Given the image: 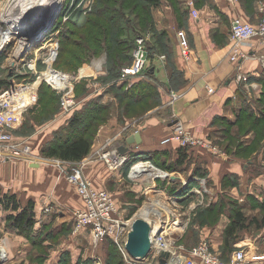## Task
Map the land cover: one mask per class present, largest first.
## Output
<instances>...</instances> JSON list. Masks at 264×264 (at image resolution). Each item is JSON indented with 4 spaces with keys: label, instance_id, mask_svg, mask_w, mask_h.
<instances>
[{
    "label": "rangeland",
    "instance_id": "374dc122",
    "mask_svg": "<svg viewBox=\"0 0 264 264\" xmlns=\"http://www.w3.org/2000/svg\"><path fill=\"white\" fill-rule=\"evenodd\" d=\"M18 1L19 0H0V22L5 25H10L11 22L8 23L6 19L11 20L14 18ZM58 1L62 3L61 7L60 2L58 3L55 1L54 7L51 6L50 9H46L47 15L45 16V20H51L57 8L59 9V11H57L61 12L57 20L52 23L53 29L48 33L47 39L44 38L45 40L43 39L42 41H29L30 47H28V49L24 47L22 51L17 52L21 37L17 34L18 36L15 37L7 47L2 49L0 52V78L5 81L13 78L12 80H15V82L37 81V83L40 84L37 103L24 113L17 131L14 133L18 139L32 140L33 152L44 159L43 162H45L48 170H53L57 173V183L60 187L66 182L72 184L67 178V171L71 168V163L58 157L48 156L42 151L36 152V150H38L36 147L37 139H33V136L54 121L62 120L64 119L62 117L66 116L71 117L73 113L78 110V107H80L77 112L81 114L80 116H82V118L86 117L84 122H82L83 125H81L85 127L84 130L86 131H84V133L91 136L92 143L96 139L95 137L102 125H106L109 122L112 123L111 126L115 129L121 126L124 127L122 133L124 137V134L133 128L131 124L140 121L146 110L148 111L149 108H155L160 102V98L157 96L158 94H156L155 98L154 96L146 97L138 103L137 101L131 100L129 107L126 108L125 100L127 99L121 100L119 90L125 87L126 90L131 91L133 88H136L135 86L139 81L145 80L152 82L156 85V88H159L158 79L160 77L157 78V76L151 74L144 76L125 75L123 68L126 66H115L112 64L114 63L113 60L119 55L121 56L122 62L128 65L132 56L134 60V50L136 46L133 48L132 44L135 40L137 44V39L142 37L144 38V44L147 50H149L148 45L159 41V48H156L157 55L165 56L164 53L168 54L170 49L174 46L175 40L172 37V30L170 28L163 30L161 33L156 32L155 27L160 15L159 9H162V5L169 6L173 9V13L180 22L182 18L181 10H183L184 14H189L191 13V7L187 5L188 0H181L180 2L167 0L168 3L164 2L165 0H160L157 5L149 4L143 0H126L129 7H123L118 4L117 9L119 13L113 14L114 11H117L108 7L105 9L106 3L103 2L104 0ZM241 1L247 8V11L250 12L252 10V4L254 5L257 0ZM203 2L208 4L209 0H203ZM143 3L146 4V9ZM110 6L114 5L111 4ZM178 6L182 9L180 10ZM63 30H66V32L62 34ZM54 31L57 33L53 35ZM105 32H107L106 36L104 35ZM65 34L68 38L63 39L66 37ZM115 37L118 38V41H116ZM254 42L258 41L254 40ZM151 60L152 59L148 55V63H151ZM90 68H92V70L86 72ZM51 70L59 73L62 77L66 76V81H62L63 79L61 81L58 79V81L55 82L49 80V72ZM263 71L264 69L262 72ZM253 76L243 81L244 86L242 87L251 94H248V96L250 99L252 98V107L258 108L256 116L260 115V117H258L260 121H255V115V117L251 116L250 118H244L235 124H231L229 121L227 122V120L217 121L215 125L216 128L213 129L211 134L207 135L199 134L190 127H184L188 128L196 139L204 142L200 147L190 148H199L200 150L209 152L214 158L227 159L229 157L232 161H234L233 159H243V164L247 166L246 174L252 171L255 175L263 176L264 98L262 99V91H264V84L258 81L257 83L253 82ZM151 87L154 88L153 86ZM185 87L186 86H183L181 77L178 76V78L175 79L174 86L168 91L169 96L166 104L173 105L182 97L185 93ZM172 92L177 96L175 100L171 96ZM66 93H72L77 101L72 112H65L62 108V96ZM154 93L156 92L154 91ZM96 106L101 107L97 113V117L90 119L87 112L92 111L93 113ZM70 117L69 121L71 119ZM251 125L253 129L248 130L247 127H251ZM66 127V125L63 126L61 131L62 136L67 132ZM117 137L118 134L108 138L107 144L118 140L119 138ZM249 139L252 140L248 150L241 149L239 143L244 144V142H246L245 140ZM204 144H208L212 149H209V147ZM93 155L100 157L97 151L93 152L91 156ZM20 158L25 159L24 157ZM14 159L17 158H11L10 160ZM0 161L2 160L0 159ZM85 161L82 160L79 162ZM249 161L251 162L249 163ZM128 165L129 162L124 163V168ZM1 167L0 165V168ZM119 168L122 169V166ZM131 168H133V165L128 168L130 181L121 176L122 179L120 181H115L114 184L108 187L104 186V188L114 196L117 204L118 211L115 217L123 221L132 220L138 213L141 214L140 209L142 207L150 206L151 211L148 213L149 219L157 226V230L161 229L160 232L163 233L164 238L170 243H175L176 245L182 244L186 248H193L201 241L206 239L209 240L206 236L207 229L215 226L217 222L222 219V214L224 212V209L222 212L219 211L218 207L213 211H206L213 196H215L217 202L220 201L224 204H226V202H231V205L234 206L238 204L236 200H229L228 196H225L226 194L222 190L217 191L216 189L215 193L214 191L213 193H209L208 189L210 188L208 187L207 189L204 184L196 178H194L191 183H188L187 186V188L192 189V191L187 190L189 191L187 193L183 191L180 193V196H178L188 195L186 199H184L187 202L174 199L172 196L173 194L168 190L170 188H167V190L165 189L167 192L155 196V193L158 192H153L150 189L148 190L147 187L149 188V186L154 183L157 184L158 187H162L165 185L166 181H153L152 178L155 177H153L152 172H144L140 178L137 177L133 179L132 176H130ZM161 169L167 172L164 168ZM50 173H52V171H50ZM145 175L148 181H143ZM185 176L186 174H179L177 176L179 185L181 181L185 179ZM247 178L248 177H243V179ZM237 182L231 180L226 181L227 189L231 190L233 187L238 188L239 185ZM246 182L243 181L244 184ZM57 183L50 187V191L47 194V201L51 206V211L48 213L57 216L58 214H63L65 217L67 215L69 217L70 214L72 221L71 228L68 229L65 228V226L62 228L60 226V231L58 230V233L49 240V244H41L40 242L35 245L33 250L40 253V256H37L35 259L34 255H29V253L27 257L17 255L20 248L22 250L24 244L27 243V237H25V234L15 229L12 224L10 225L9 222H0V226L2 227L0 231V253L9 251L10 256V258L2 259L0 264H44L45 259L48 257L47 255L51 253L53 249L67 250L69 252L68 256L71 255L67 257L62 264H110V261L111 264H117L120 260L122 264H143L127 262L123 251L119 245L114 242L112 237L106 238L100 244H95L90 229L87 228L75 232L73 209L70 208L69 210V208L67 209L66 207L63 209L59 208L58 205L60 204L54 201L57 193ZM207 185L213 186L214 184L209 183ZM261 189L262 188L258 190L255 189L251 194L247 193L246 197L248 199L252 196L250 200H255L254 197L257 198L258 195L257 199L263 203L255 200L257 205H253L252 208L247 206V209H243L242 206V210L247 217L250 219L256 217L260 222L264 219V194L260 193ZM218 204L219 203H216V205ZM186 205L187 209L185 208ZM141 215L140 217H144V214ZM257 224L252 223L249 226V229L246 230L249 233H246V231L240 233V241H247L244 245L241 244L240 247L250 248L253 246V242L251 241L253 238L252 236L254 232L260 228L257 227ZM42 226L43 223H38L37 227L41 229ZM13 243L17 248H13ZM211 247L222 260L225 262L230 261L233 250L232 252H228L229 254L221 255L219 251L214 249L212 244ZM258 251H260V249H258ZM41 254L44 255L43 261L41 260ZM109 257H111V260H109ZM148 261H150V259ZM149 263L147 262L144 264Z\"/></svg>",
    "mask_w": 264,
    "mask_h": 264
},
{
    "label": "crops",
    "instance_id": "0c3cea01",
    "mask_svg": "<svg viewBox=\"0 0 264 264\" xmlns=\"http://www.w3.org/2000/svg\"><path fill=\"white\" fill-rule=\"evenodd\" d=\"M257 1L254 5L252 4V10L249 12L241 0H209L208 4H205L201 0H193V8L199 11V15L193 16L192 13L185 15V17L182 15L180 22L173 13V9L167 5H162V9H159L160 15L155 27L156 32L161 33L163 30L170 28L175 43L168 54L164 53L165 57L156 54L150 57L152 59L151 63L147 65V69L151 72V75H155L157 78L160 77L158 79L159 88H157L160 102L155 108L146 110L140 121L130 123L133 128L124 134V137L122 135L124 127L121 126L115 129L111 126V122L102 125L95 137L96 139L92 143L89 155L83 159V161L85 159L87 161L83 164V173L99 188L108 187L114 184L115 181H120L122 179L121 176L130 181L128 167L124 168L123 164L122 169H113L100 155L108 149H112L114 153L116 151L119 152V146L126 145L130 148L127 154H125L128 161L135 159L134 155H137L138 157H147L148 159H144V161H149L150 159L152 163L155 162L158 165L154 164L155 167L160 169V173L156 175L152 173L153 177H155L152 179L153 181L165 180L166 183L165 187H158L155 183L149 186V188L147 187L148 190L158 192L155 193V196L167 192L165 189L170 188L168 190L172 192L174 199L187 202L184 199L188 195L178 196L183 191L185 193L189 192L187 190L192 191L187 186L194 178L199 179L207 189L209 187V193H213V191L215 193L216 189L217 191L222 190L229 200H236L238 204L234 206L231 205V202H226L222 219L215 226L207 229L206 236L214 249L219 251L221 255L229 254L230 248H233L232 250L234 251L241 244L244 245L247 242L240 241L239 237L237 239L229 237L230 243H227L225 239L226 227L232 219L231 207L234 209L241 207L240 209H242L243 206V209H247V206L252 208L253 205H257L255 200L263 203L257 199L258 195L257 198L254 197L255 200H250L252 196L247 199L246 194H251V192L253 193L255 189L258 190L259 188H262L260 193L264 194V175H255L252 171L246 174L247 166L243 164V159H233L234 161H232L229 157L227 159L214 158L212 154L199 148H182L177 142L162 144L161 140L180 126L190 127L202 135L211 134L213 129L216 128L217 121L227 120V122L229 121L233 124L244 110V107L247 105L246 103H252V98L250 99L248 96V90L245 91L242 87L244 86L243 81H239L237 76L242 71L247 72L250 78L253 75L258 77L261 74L263 68L259 56L264 55V46L258 42H254L248 48L253 55L252 57L241 62L231 61L229 59L230 31L235 17H241L255 24L259 22L260 14L257 9ZM164 2L168 3L167 0ZM179 28L185 29L189 36V56L182 54L177 36V29ZM157 47L159 48V41H157ZM178 76L181 77L183 86H186L185 93L173 105H168L166 104L169 96L168 91L174 86L175 79ZM12 79L8 81L11 82ZM2 80L0 78V85L3 84ZM257 81L256 79L253 82L257 83ZM210 87L213 88L212 91L209 90ZM31 108H28L26 111ZM256 111L258 112V110ZM69 117H62L64 119L54 121L33 136V139H37L36 147L38 150L36 152H41L44 147L57 138L56 135L61 134L63 126L68 123ZM136 131L141 133V143L129 144L126 141L127 136ZM117 134V138L119 139L107 144V139ZM251 140H245L244 144H250ZM31 143L33 145L32 140ZM96 151L100 157L91 156ZM33 164V162L22 158L8 162L0 161V165L2 166L0 168V188L3 193L16 194L22 206H26L30 201L34 202L38 223H43V226L40 229L37 227V223V229L32 237L36 241L42 240L43 244H49V240L58 233V230L60 231V226L62 228L63 226L68 229L71 228V215L69 214V217L68 215L65 217L63 214H58L57 216L47 213L43 216L42 208L45 201H47L50 187L57 183V173L53 170H48L43 161L39 163V166H34ZM161 168H164L167 172ZM179 174H186L185 179L181 181L180 185L177 180ZM243 177L248 178L243 179ZM228 180L233 182L238 181V188L227 189L226 181ZM143 181H148L146 180V175ZM243 181L247 182L244 184ZM209 183H213L214 185L208 186L207 184ZM72 186V184L66 182L63 186L59 187L57 183V193L54 201L60 204L58 205L59 208L63 209L66 207L69 210L70 208L74 210L84 206L76 188L74 186L72 188ZM212 203H217L215 196L210 200L209 206ZM6 214L7 211L0 204L1 223H5ZM137 216L142 215L138 213ZM1 229L2 227L0 226V231ZM245 231L243 229L239 230L237 234L240 236V233ZM252 237L253 246L250 248L245 247L248 253L253 256L256 254L264 256V226L262 229H257ZM26 240L27 243L24 244L22 250L20 248L17 255L27 257L29 253V255L33 254L36 259L37 256H40V253L33 250L35 244H33L31 238H26ZM12 245L14 249L17 248L14 243ZM41 255V260L43 261L44 255ZM68 255L69 252L67 250L53 249L47 255L48 257L45 259L44 264H60L63 258L71 256Z\"/></svg>",
    "mask_w": 264,
    "mask_h": 264
},
{
    "label": "built area",
    "instance_id": "2783aa9c",
    "mask_svg": "<svg viewBox=\"0 0 264 264\" xmlns=\"http://www.w3.org/2000/svg\"><path fill=\"white\" fill-rule=\"evenodd\" d=\"M193 3V0L187 1V5L192 8V15L198 16L199 11L193 8ZM257 9L260 14V20L256 24L241 17H235L233 19L230 31L229 59L231 61L241 62L242 60L252 57L253 55L248 48L253 45L254 40H257L259 44L264 46V0L257 1ZM6 20L8 21V19ZM8 23L10 22L8 21ZM19 33V29L13 27L12 23H10V25H5L0 22V52L15 38L13 37L11 39L13 34L17 35ZM56 33L54 31L53 35ZM177 36L183 55L188 56L190 42L186 30L179 28L177 30ZM21 37L20 40L25 42V46L27 41L25 37ZM45 39H47V35ZM22 50L23 49H19L18 46L17 52ZM149 54V50H147L144 44V38H138L134 50V60L131 65L123 68L125 75L144 76V71L147 69L148 65ZM162 57L165 56L163 55ZM259 60L264 69V55H260ZM248 78H250L249 74L243 71L237 76L239 81H246ZM39 85L37 81L15 82V80L0 85V159L4 162L9 161L11 158L20 157H24L26 160L33 163H40L44 160L40 155L33 152V145L30 140L18 139L14 133L15 130H17L24 112L37 103L39 99ZM209 90L212 91L213 88L210 87ZM171 96L174 100L177 97L174 92L171 93ZM76 104L77 101L72 93L63 94L62 108L65 112H72ZM161 142L162 144L177 142L182 148L200 147V145L204 143L202 140L196 139L190 130L184 126L177 127L172 133L163 137ZM204 145L208 146V144ZM209 149L212 148L209 147ZM100 155L113 169L121 167L128 160L126 155L117 151L114 153L112 149L105 150ZM143 161L144 160H142V162ZM149 163L152 162L149 160ZM83 164L84 162L71 163V168L67 171L68 180L75 186L84 203L83 207L73 210L75 219L74 231L77 232L87 228L90 229L95 244H100L106 238L112 237L114 242L117 243L123 251L127 262L143 264L150 262L149 264H160L162 252H168L169 256L165 264H264V256L255 255L260 257L258 258L250 255L245 247H239L234 250L230 261L225 262L214 252L210 241L207 239L201 241L193 248H186L182 244L176 245L175 243H170L164 238L163 233L158 232L157 226L155 225L152 232V249L149 255L144 260L135 259L126 249L128 232L133 219L123 221L115 217L118 207L114 196L107 189L99 188L94 185L83 173ZM134 165L136 166V163ZM130 176H132L131 173ZM137 177L140 178L141 176H132L133 179ZM42 209L43 216L51 211V206L48 201H45ZM0 254L7 255L6 258H0V261L10 258L9 251L4 253L1 252ZM149 259L150 261H148Z\"/></svg>",
    "mask_w": 264,
    "mask_h": 264
},
{
    "label": "trees",
    "instance_id": "16d2710c",
    "mask_svg": "<svg viewBox=\"0 0 264 264\" xmlns=\"http://www.w3.org/2000/svg\"><path fill=\"white\" fill-rule=\"evenodd\" d=\"M144 2H147L149 4H155L157 5L160 0H143ZM175 1H181V0H175ZM200 1V0H199ZM203 1V0H201ZM103 2L106 3L105 9L106 7L112 9V10H116L117 12H113V14H118V4L122 5L123 7H129V4L126 2V0H104ZM114 5V6H110V5ZM143 5L145 6L146 4L143 3ZM178 8L181 10L182 8H180V6H178ZM146 9V6H145ZM111 10V11H112ZM182 11V15L183 17H185L183 10ZM97 26V25H95ZM107 29V27H106ZM75 31V30H73ZM66 30L62 31V34L65 33ZM99 33V32H97ZM107 32H105V36H106ZM66 36V34H65ZM160 37V36H159ZM68 38V36L64 37L63 39ZM116 41H118V38L115 37ZM133 48L136 46V40L133 42ZM149 48V56H155L156 53V48L157 47V42H155L153 45L150 44L148 45ZM94 51V50H93ZM130 58V57H129ZM131 61L129 62L128 65H130L133 61V56L132 59H130ZM114 63H112L115 66H128L125 65L122 62L121 56L117 55L116 58L113 60ZM150 71L148 69H146L144 71L145 75H150ZM254 80H258L259 82H262L264 84V71L261 72V74H259L258 77H253ZM3 81V84H7L9 83L8 81ZM6 82V83H5ZM144 84H143V83ZM2 84V83H1ZM2 84V85H3ZM151 86H153L154 88H152ZM136 88H133V90L129 91L126 90V88H122L119 90L120 92V98L121 100L123 99H127L125 100V105L126 108L129 107L131 100L133 101H140L146 97H156V94H158L156 85H154L152 82L150 81H139L137 83V85L135 86ZM148 89V90H146ZM146 90V91H145ZM156 93H154V91ZM263 96L262 99L264 98V91H262ZM158 96V95H157ZM129 99V100H128ZM246 103V102H245ZM247 105L244 107V110L242 111V113L238 116L237 120L233 123L235 124L236 122L241 121L244 118H250L251 116H256V113L258 110V108L256 107H252L253 103H246ZM96 105V104H95ZM100 106H96L94 109V112H87L89 118H96L97 117V113L100 110ZM78 110H76L75 113H73V115L70 117V121L68 120V123L66 124V128H67V132L65 134H59L58 136L56 135V138L52 143L48 144L46 147L43 148L42 152H44V154H47L48 156H54V157H58L61 158L63 160H66L68 162L71 163H75V162H79L81 160H83L87 155H89L90 151H91V146H92V138L89 134H85L84 130L85 127H83L82 122H84V120L86 119V117L82 118V116H80L81 114H79V112H77ZM262 112V110H261ZM86 113V115H87ZM139 114V113H138ZM87 116V117H88ZM254 116V117H255ZM260 117V115L255 117V121H260L258 118ZM88 121V120H86ZM92 123V122H91ZM82 124V125H81ZM89 124V123H88ZM85 125V124H84ZM248 130H252L253 126L251 125L247 127ZM241 146V149L244 150H248L249 146L251 145H247V144H241L239 143ZM186 148V147H185ZM189 147H187L186 149H188ZM135 159H132L130 161L127 160V162H129V165L127 166L128 168H130L132 165H134L135 163L141 162V159H148L147 157H138L137 155H134ZM150 160V159H149ZM153 164L157 165L155 162H153ZM158 166V165H157ZM171 192V191H169ZM172 193V192H171ZM223 200V199H222ZM217 203H219L218 205L216 204H212L211 206H208L206 208V211H213L215 210L216 207H218V210L222 212V210L224 209L225 204L218 201ZM0 204L2 205L3 209L5 211H7L6 214V222H9V224L13 227H15V229H17L20 233L22 232L23 234H25V237H27L28 239L31 238L33 241V244L36 245L39 244L41 242V244L43 243V241H36L32 236H34V232L36 231V224L38 222V219L36 217V212L34 209V202L30 201L26 206H22L19 199L17 198L16 194H12V193H3L1 188H0ZM225 210V209H224ZM231 222L227 225L226 227V231H225V239L227 241V243H230L229 241V237H232V239H237L239 237V234H237V232L239 230H247L249 229V226L252 223H258L257 227H260L258 229L263 228L264 226V219L262 222H260V220H258V218L253 217V219H250L249 217H247L243 210L240 208H232L231 207ZM218 221V220H217ZM247 233V231H246ZM233 248H230L229 252L232 251ZM67 259V257L63 258L60 262L64 263L65 260ZM109 260H111V257H109ZM113 262V261H112ZM60 263V264H62ZM111 264V261H110ZM117 264H122V261L120 260V262H117Z\"/></svg>",
    "mask_w": 264,
    "mask_h": 264
},
{
    "label": "water",
    "instance_id": "95a60500",
    "mask_svg": "<svg viewBox=\"0 0 264 264\" xmlns=\"http://www.w3.org/2000/svg\"><path fill=\"white\" fill-rule=\"evenodd\" d=\"M60 1H58L59 3ZM60 7L62 3L60 2ZM58 5V4H57ZM35 8L31 9V12L25 13L23 16L24 26L19 29L20 35L26 39V49L30 47L29 41H42L49 32H51L52 23L55 22L61 12H57L52 15L51 20H45L47 15L48 5L44 6H34ZM60 13V14H59ZM35 14H40V18H35ZM28 24V27H27ZM31 24V25H29ZM126 141L129 144L141 143L142 137L139 131L130 133ZM129 146L121 145L119 146V152L123 155L127 154L129 151ZM34 166H39V162L33 164ZM154 230V224L151 219H146L144 217L136 216L131 223L130 230L128 232V238L126 242V249L129 254L137 260H144L150 253L152 249V232ZM161 229H158L160 232ZM168 252H162L160 257V264H165L166 259L168 258Z\"/></svg>",
    "mask_w": 264,
    "mask_h": 264
},
{
    "label": "bare ground",
    "instance_id": "6f19581e",
    "mask_svg": "<svg viewBox=\"0 0 264 264\" xmlns=\"http://www.w3.org/2000/svg\"><path fill=\"white\" fill-rule=\"evenodd\" d=\"M56 0H19L18 3H17V11L14 15V18H12L11 20L9 19L8 21L12 23V26L17 28V29H21L24 24L23 22H21V20L23 21V16L25 13H28V12H31V9L32 8H35L34 6H44V5H48L49 9L51 6H55V2ZM21 5V6H20ZM22 7V9H21ZM35 18H40V14H35ZM15 25V26H14ZM27 27H28V24H27ZM12 28V27H11ZM13 37H17V35H14L11 37V39ZM22 38V37H21ZM10 39V40H11ZM25 42L23 40H20V43H19V49H23L25 46H24ZM7 47V46H6ZM92 68L88 69L86 72H89L91 71ZM49 80H52V81H58V79L61 81H66V76H61L59 73H56L55 71H50L49 72ZM153 165V166H152ZM157 168V169H156ZM159 168L158 167H155L154 164H150L149 161H141V162H138L136 163V166L133 167L132 169V172H131V175H139L141 176L144 172L145 173H150L152 172L153 175H156L158 173H160V169L158 170ZM163 174V173H162ZM141 180V179H140ZM151 211V208L150 206H144L142 207V209L140 210L141 214H144V217L146 214H148L149 212ZM146 219L149 218V214L145 217ZM6 254H0V258H6Z\"/></svg>",
    "mask_w": 264,
    "mask_h": 264
},
{
    "label": "clouds",
    "instance_id": "9594fccd",
    "mask_svg": "<svg viewBox=\"0 0 264 264\" xmlns=\"http://www.w3.org/2000/svg\"><path fill=\"white\" fill-rule=\"evenodd\" d=\"M56 2H58V0H56Z\"/></svg>",
    "mask_w": 264,
    "mask_h": 264
}]
</instances>
